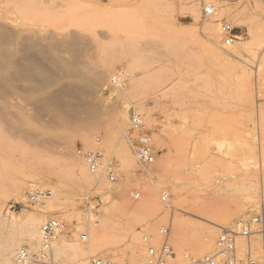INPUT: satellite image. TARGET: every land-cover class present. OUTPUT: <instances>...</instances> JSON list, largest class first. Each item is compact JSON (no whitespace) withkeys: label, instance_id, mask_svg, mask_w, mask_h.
<instances>
[{"label":"rangeland","instance_id":"1","mask_svg":"<svg viewBox=\"0 0 264 264\" xmlns=\"http://www.w3.org/2000/svg\"><path fill=\"white\" fill-rule=\"evenodd\" d=\"M205 6L212 15L204 16ZM0 22L18 31L15 40L34 42V60L23 67H11L18 53L9 45L0 63V81L16 87L0 96V242L14 238L36 254L24 221H9L32 214L40 224L60 222L66 242L92 245L106 260L124 259L136 239L137 262L144 260L150 244L165 240L161 228L170 254L190 258L212 227L217 242L224 230L264 212V0H0ZM223 24L236 36L230 45ZM56 38L69 44H53ZM66 87L77 91L61 93ZM133 116L141 128L131 126ZM144 137L157 152L149 166L134 155ZM127 151L134 161L123 158ZM87 152L100 153L103 165L81 183L71 159L86 165ZM106 165L115 168L113 181ZM20 184L24 193L50 192L37 203L53 208L26 193L19 199L13 189ZM146 197L152 206L144 207ZM236 211L242 214L233 224L216 226ZM256 234L236 238L243 263ZM216 252L217 245L209 257ZM52 255L51 247L47 259L29 264H75Z\"/></svg>","mask_w":264,"mask_h":264},{"label":"bare ground","instance_id":"2","mask_svg":"<svg viewBox=\"0 0 264 264\" xmlns=\"http://www.w3.org/2000/svg\"><path fill=\"white\" fill-rule=\"evenodd\" d=\"M205 8H209V9H212L211 7L209 6H205L203 8V14L205 17L207 16H210L212 15L213 13V10L212 9V13L210 15H207L205 13ZM224 25H229V24H223L222 26ZM222 26H221V34L223 35L222 33ZM230 26V25H229ZM231 27V26H230ZM18 31L17 30H14V29H10L5 23L3 22H0V63H2V61H4L5 59H8L9 58V54H10V51L7 50V48H5L4 45H9V46H14V50L15 52L18 53V61L17 63L13 61L10 62V65L11 67H14L15 69H19L21 67H23L24 64L34 60V56L32 55V46L34 45V42L30 39H28L27 37H20L15 40L13 38V36L17 33ZM69 33V32H68ZM17 35V34H16ZM65 34H62L61 36H63ZM70 36V38H72L74 36V33H69L68 34ZM234 35V34H233ZM58 36V35H57ZM59 36V37H61ZM52 37V36H51ZM77 37V35H76ZM76 37H73V38H76ZM224 37V43L225 45H230L231 43H233L235 41V38L236 36L234 35V40L231 42V43H226V40H225V36L223 35ZM55 38V37H54ZM78 38V37H77ZM58 38L56 39H52V42L53 44L56 42L55 40H57ZM60 39V38H59ZM62 39V38H61ZM47 40V39H46ZM55 41V42H54ZM59 40H57V42L55 44H59L60 42L62 43H66V44H69L66 40H60L59 43H58ZM70 41V40H69ZM77 42V40H75ZM73 43V41H72ZM211 43H212V50L218 54L219 56L222 55L220 53V51L218 50L219 49V45H218V37L216 35H214V33L211 34ZM61 45V43H60ZM54 46V45H53ZM58 46V45H57ZM69 46V45H68ZM235 46L234 47H230L228 48V50H232V48L235 49ZM69 49H71V47H69ZM43 51V50H42ZM35 52V51H33ZM230 52V51H229ZM49 54V53H48ZM37 58V57H36ZM37 60V59H36ZM13 68V70H14ZM13 73H8L7 76L8 78L9 77H13ZM117 76H113L111 78V81H113V84L114 83H117V81L119 80V78L117 79L116 78ZM15 89L16 87H14L9 81H7V79H5V81H0V96L1 97H5L6 95H9V94H13L15 92ZM77 89L74 88V87H66L64 89H61V93H71V92H76ZM65 96V94H64ZM67 96V94H66ZM52 98V97H51ZM58 100L57 97H54ZM50 99V98H49ZM47 101V100H46ZM56 101V100H54ZM49 102V101H48ZM53 102V101H51ZM58 102V101H57ZM45 103V102H44ZM56 103V102H55ZM246 104V103H245ZM63 109V108H62ZM134 117H137L139 118L138 116H133L131 118V126L133 128H135L133 126V118ZM140 119V118H139ZM121 124L123 126H128V121H127V115H123L121 117ZM141 121V119H140ZM141 127H142V121H141ZM139 127V128H141ZM262 134V133H260ZM258 142H260L259 146H260V149L259 151L263 152L264 150V142L263 140H259ZM259 148V147H258ZM131 153V152H130ZM73 154V153H72ZM125 154V156H123V158L126 157V159L130 160V161H134V159L130 156V154L127 152L123 153V155ZM135 155V154H134ZM136 159V157H135ZM72 169L73 171H75V174H76V177H77V180L79 182H91L92 181V178L88 172V169L86 167V165L81 161L79 160L76 156H72ZM137 160V159H136ZM138 162V161H137ZM139 163V162H138ZM140 164V163H139ZM153 164V163H152ZM142 165V164H140ZM151 165V164H150ZM112 167V165H109ZM143 166H149V165H143ZM115 175V174H114ZM57 181V180H56ZM16 185V184H15ZM29 191L26 193L25 197L27 199H29V201H31V203H37L41 198H44V197H47V195H50V192H40V191H34V189H28ZM13 192H15V194L18 196L19 199H21L23 196H24V184H20L15 186L14 189H13ZM32 192V193H31ZM173 193L176 197L179 196V191L178 189L174 188L173 189ZM53 194V193H52ZM56 195V194H55ZM137 196V195H136ZM47 198H50L49 196ZM55 198V197H54ZM23 199V198H22ZM56 199V198H55ZM154 200V199H153ZM152 198H148L146 197V200H144L143 204H144V207H149V206H152ZM55 204V202H54ZM36 205H38L39 207H41L42 209H45V210H50L53 208L52 206V203L50 204L49 202H47L46 200L44 202H41L40 204L37 203ZM58 206V205H57ZM57 206H54L55 208ZM175 207V206H174ZM58 208V207H57ZM244 208V207H243ZM150 209V208H149ZM171 209V208H170ZM174 209V208H173ZM177 209V208H176ZM146 210H148L146 208ZM150 212V211H149ZM174 213V212H173ZM153 214V213H152ZM151 214V216H152ZM242 213L236 211V212H229L226 214V216L220 221V224L219 225H216L217 227L218 226H228V225H231L234 223L235 219L238 217V216H241ZM179 216V215H178ZM255 216V215H253ZM252 216V217H253ZM147 217V216H145ZM21 219L22 221H24L25 223V230H24V235L27 239L29 240H36L37 243L39 244V248L41 246V235H40V229H41V226L42 224H40L42 222V220H40V218L36 217L35 215H22V216H11L9 221L11 223H15V221H17V219ZM71 218V216H70ZM149 217H147L148 219ZM251 218V217H250ZM248 218V219H250ZM43 219V218H42ZM89 220V219H88ZM247 220V219H246ZM44 221V220H43ZM158 221V220H157ZM78 223V222H76ZM155 226H156V222L154 223ZM153 224V225H154ZM178 225V224H177ZM238 223L234 226V227H237ZM232 227V228H234ZM254 227H257L258 230L255 232V230H253ZM254 227L251 229L252 231V234L254 233H257L256 236L258 237L256 240V242H254L255 244L253 246H249L248 247V259L247 260H244L245 263H259L261 260H262V253H263V240H264V235L260 232V228L256 225H254ZM213 228V227H212ZM208 232V236H207V239L205 241V246L203 249L201 250H197L195 251L194 253H192L191 257L193 260H190L188 261L187 263L191 262V261H200V260H203L205 258H209L210 256V252H212L215 248V246L217 245V252H218V239L220 237H218L217 239V242L215 241L216 237H217V231L215 229H212ZM166 228H161L160 229V233L162 232V230H164ZM145 230V229H143ZM154 230V229H153ZM207 231V230H206ZM148 232V231H147ZM154 232V231H153ZM65 234L64 232H61L58 237L52 242V249H53V255L56 259L57 258H61L62 256H67L69 258H71L73 260V262L75 264H87L89 261V258H100V259H104V257H102L101 255H98V252H97V249L92 246V245H89L87 247H79L77 246L75 243L73 244H70L68 242H66L65 240V237L64 235ZM93 235V234H92ZM161 235L164 236L165 240L163 241V243H161L160 247H158V244H155V243H158V242H154L153 245L150 244V246L147 248V254H146V257L144 260L142 261H145L147 258H148V249L151 247L153 249H155V251L158 253L161 249V247L163 246V248H165V262L166 264H168V259L170 258L173 263L172 264H182V262L187 258H189L190 255H188V253L186 252V255L184 254L183 256H178L174 253L170 254V251H169V247L167 246V241H166V238L168 236V230L166 229V235H164L163 233H161ZM175 236V235H174ZM93 237V236H92ZM237 237H241V236H237ZM236 237V238H237ZM136 238V237H135ZM249 238V237H248ZM58 239V240H57ZM160 239V238H159ZM59 240H61V244H59ZM139 240L136 239L135 242H137ZM143 241L145 243H148V239L147 237H143ZM152 241V240H151ZM174 241V240H173ZM172 241V242H173ZM130 242V241H129ZM135 242L132 240L131 241V244L128 246V250H129V253L128 255L124 258V259H116L115 261L118 263V264H123L126 263V264H138L139 262H137L140 257H141V254H142V248L140 247V245H136ZM216 242V244H215ZM91 243V242H90ZM138 243V242H137ZM139 244V243H138ZM19 245H20V242L19 240L17 239H14V238H7V239H4L2 242H0V264H19L18 260H17V255L19 253V251L21 249H19ZM236 245H237V240H236ZM244 248V247H243ZM168 250V251H167ZM237 250H238V247H237ZM194 251V250H193ZM217 252L215 255L211 256V257H215L217 259H221L219 258V256L217 255ZM17 253V255H16ZM250 253V254H249ZM261 255V256H260ZM243 256V255H242ZM16 258V261H14V259ZM115 258V257H114ZM189 258V259H190ZM259 259L260 261L258 262V260L256 261V259ZM106 260V259H105ZM126 260V261H124ZM39 261H42V260H39ZM113 261V262H115ZM140 261V262H142ZM53 262V261H52ZM186 263V264H187ZM26 264H29V263H26ZM90 264V263H89Z\"/></svg>","mask_w":264,"mask_h":264},{"label":"built area","instance_id":"3","mask_svg":"<svg viewBox=\"0 0 264 264\" xmlns=\"http://www.w3.org/2000/svg\"><path fill=\"white\" fill-rule=\"evenodd\" d=\"M205 13L210 15L212 9L205 8ZM222 33L225 36L226 43H231L234 40L233 28L229 25L222 26ZM118 79V77H116ZM133 126L135 128L141 127V121L139 118H133ZM134 154L137 161L142 165H150L154 162L157 152L154 151L148 137H144L142 140L137 141L134 147ZM83 159L87 165L90 173H95L102 164V156L98 152H87L84 153ZM107 177L110 181L114 180L115 168L112 165L107 166ZM164 200V198H163ZM256 225L260 228V232L264 235V212H260L255 216L241 221L237 227L224 230L218 239V252L217 255L221 259L215 257L205 258L200 261H191L187 264H254V263H243L238 259V250L236 245V237L241 236L248 238L252 235L251 229ZM64 231L63 225L56 220H49L42 224L40 229L41 235V246L36 254L28 252L26 249H21L17 255V260L20 264L30 263L36 260H45L49 257L51 251L52 242L58 237V235ZM166 235V229L162 230ZM84 238V236H82ZM168 251V250H167ZM165 248L161 247L157 253L155 249H148V258L145 261L139 262L138 264H166L165 262ZM90 264H118L110 260L105 259H92ZM259 264H264V240H263V253L262 260Z\"/></svg>","mask_w":264,"mask_h":264}]
</instances>
